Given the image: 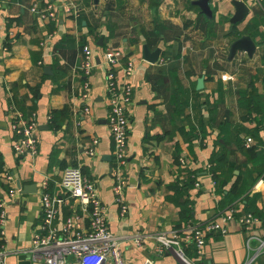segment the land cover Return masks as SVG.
<instances>
[{
	"label": "crops",
	"instance_id": "0c3cea01",
	"mask_svg": "<svg viewBox=\"0 0 264 264\" xmlns=\"http://www.w3.org/2000/svg\"><path fill=\"white\" fill-rule=\"evenodd\" d=\"M195 1L100 0L97 6L94 0H0V201L6 203L0 250L7 264H38L32 261L30 250L41 225V196L45 184L52 193L58 192L57 184L68 167L81 169L94 181L109 210L108 226L116 236L128 240L143 236L141 247L124 245L127 264H144L147 259L156 264H185L176 246L157 255L159 235L182 238L180 247L194 264H246L247 232L237 221L228 223L227 235L208 236L200 260L192 249L187 250L184 237L190 223L203 225L225 211L220 209L222 197L216 194L206 171L211 154L218 150L219 125L230 122L237 127H257L255 122L242 121L245 112L238 106V92L254 87L264 94V25L260 36L247 32L252 20L264 19V0H210L211 20L192 5ZM234 2L250 8L245 21L237 25L232 24ZM70 4L82 10L79 18L61 12ZM48 6L59 10L58 20L42 22L31 12L34 7ZM82 16L86 20L80 26ZM88 25L95 28L94 34ZM237 33L256 42L253 59L238 53L233 62L228 61L231 44L241 37ZM83 45L92 48L96 63L87 102L82 100L85 78L77 72ZM145 45L151 52L162 51L157 64L143 60ZM112 50L121 51L126 62L136 64L125 168L126 217L115 202L112 176L105 62V54ZM118 75L123 80L120 72ZM203 77L204 90L199 91L198 81ZM219 99L223 103L209 135L199 134L191 140L192 128L199 130L209 124V111ZM19 105L26 113L36 114V157L18 158L13 152L11 108L19 109ZM86 106L89 115L84 113ZM53 114L60 116L57 129L49 124ZM92 149L94 158L88 155ZM232 149L228 166L235 169L236 176L246 174L251 165L241 151ZM186 169L202 174L197 179L200 188L190 191L194 220L189 223L181 219V205L188 199L178 191V182L187 178ZM6 175H13L15 182L9 183ZM19 183L33 186V190L22 193ZM11 189L18 190L14 199L8 195ZM259 191L263 198L257 206L262 209L264 187ZM72 215H80V210L77 202L69 199L61 209L59 223ZM80 224L87 228L89 217L84 216ZM257 245L252 243L253 248ZM252 264H264V255Z\"/></svg>",
	"mask_w": 264,
	"mask_h": 264
},
{
	"label": "built area",
	"instance_id": "2783aa9c",
	"mask_svg": "<svg viewBox=\"0 0 264 264\" xmlns=\"http://www.w3.org/2000/svg\"><path fill=\"white\" fill-rule=\"evenodd\" d=\"M42 22L56 21L59 18V10L54 6L45 9L34 7L31 9ZM64 14L79 18L82 10L70 4L61 11ZM2 41L0 39V46ZM107 64V90L109 95L108 124L113 140V166L112 176L115 181L114 196L117 206L120 208L121 216L128 215L125 191L128 186L125 168L128 163V140L130 130L129 108L134 99V86L131 79L136 71V64L132 60L125 61L123 53L119 50H112L105 54ZM96 68L94 52L90 46H85L80 57V65L77 72L85 78L82 87V100L89 101L91 83L89 79ZM121 73L123 80H120L118 73ZM13 113V152L20 158L25 156L36 157L39 154V141L37 137L38 123L36 114L31 118H25L24 114L15 106H12ZM84 113H91L90 107H85ZM51 120V116L49 121ZM255 145V140L247 138L246 148ZM90 158L96 156L94 149L89 151ZM182 166L186 165L185 160H180ZM211 164L206 167L207 174L212 180L210 173ZM9 183H14L13 175H6ZM41 196L42 220L41 225L34 235L30 250L31 258L38 264H127L124 256V245L132 243L141 247L144 238L137 237L128 240L116 236L108 226V208L102 201L98 188L94 181L85 176L81 169L68 167L63 170L62 177L57 184L58 192L49 191V184H45ZM212 186L216 185L212 180ZM264 187V176H262L254 187L255 192ZM195 188H200L196 181ZM18 190L11 189L8 193L10 199H14ZM69 199H73L79 205L80 215L68 217L62 224L59 223V216L63 206ZM5 201H0V229L6 222ZM264 208V207H263ZM262 208V209H263ZM84 216L89 217V225L82 228L80 221ZM237 221L247 232L246 249L249 254L246 264L254 263L260 256L264 255V218L254 217L252 214L243 213V206L238 203L227 208L218 219L208 221L203 225L189 224L186 231L185 242L193 244L196 248L198 260L204 258L207 238L209 235L225 236L229 233L228 223ZM159 247L156 251L158 256L171 250L175 246L179 248L178 257L185 264H194L185 255V250L180 247L182 238H170L165 235L157 237ZM257 243V248L252 243ZM0 264H7L4 251L0 250ZM144 264H156L152 259H147Z\"/></svg>",
	"mask_w": 264,
	"mask_h": 264
},
{
	"label": "trees",
	"instance_id": "16d2710c",
	"mask_svg": "<svg viewBox=\"0 0 264 264\" xmlns=\"http://www.w3.org/2000/svg\"><path fill=\"white\" fill-rule=\"evenodd\" d=\"M85 20V16H82L79 22L80 26ZM263 21V18L256 17L248 26L247 32L255 37L262 35L260 27L264 25ZM90 28V25H88L89 32L94 34L96 32L95 28ZM240 36L241 34L237 33V37ZM84 47L85 45L82 46L81 50H83ZM181 91L182 90L179 89L178 93ZM220 92H223L222 86ZM238 95V106L240 107V110L245 112L242 121L255 122L257 127L254 129L237 127L230 122L220 124L219 133L215 142L218 150L211 154L209 160V163L211 164L210 173L212 175V180L216 185L215 192L222 197L220 203L221 210H226L227 208L241 203L243 206V213L252 214L254 217L264 218V208L259 209L257 206L258 201L263 198V194L253 190L258 180L264 176V94L259 93V90L253 87V89L250 90H240ZM221 103H223V100L219 99L216 102V105H214L209 111L210 121L207 126L202 125L199 130L192 128L191 140L196 139L199 134H202L203 137L209 135L210 130H212L215 125L218 117V107ZM19 110L22 111L25 118H31L32 113H26L20 105ZM59 119V114H53L49 121L50 127L57 129V122ZM247 138L255 140V145L251 148H246ZM232 147L241 151L251 165V169L247 171L246 174L241 173L239 176H236L235 169L228 166L231 152L233 150ZM185 172L187 178L178 182V191L180 197H186L188 199L186 204L181 205V219L183 222L189 223L194 220L193 210L189 207L193 204L189 198L190 191L195 188L196 181L202 176V174L200 171L191 169H186ZM227 187H229V190H227ZM251 189L252 192H250ZM189 249H192L197 256L196 248L193 244L188 246L187 250Z\"/></svg>",
	"mask_w": 264,
	"mask_h": 264
},
{
	"label": "water",
	"instance_id": "95a60500",
	"mask_svg": "<svg viewBox=\"0 0 264 264\" xmlns=\"http://www.w3.org/2000/svg\"><path fill=\"white\" fill-rule=\"evenodd\" d=\"M100 0H94L95 5L98 6ZM210 0H198L195 2H192L193 6L198 7L202 14H204L209 20L212 19V11L209 6ZM234 6L236 8L235 16L232 19V24L237 25L245 21L247 16L250 13V8L243 2H234ZM103 44V40H101L100 45ZM257 52V45L256 42L253 40V38L249 35L241 36L239 39L234 41L231 44L230 50H229V62H233V60L236 58L238 53H245L250 59L254 58V55ZM162 51L160 49L156 50L155 52H151L148 46L143 47V60L151 65H155L159 62L161 57ZM204 83L205 78H201L198 81V87L197 89L199 91L204 90ZM19 190L23 192L28 190H33V186L30 187H23L19 183L18 185Z\"/></svg>",
	"mask_w": 264,
	"mask_h": 264
}]
</instances>
